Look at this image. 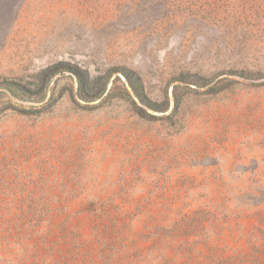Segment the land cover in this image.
Listing matches in <instances>:
<instances>
[{"label":"rangeland","instance_id":"374dc122","mask_svg":"<svg viewBox=\"0 0 264 264\" xmlns=\"http://www.w3.org/2000/svg\"><path fill=\"white\" fill-rule=\"evenodd\" d=\"M0 264H264V0H0Z\"/></svg>","mask_w":264,"mask_h":264},{"label":"trees","instance_id":"16d2710c","mask_svg":"<svg viewBox=\"0 0 264 264\" xmlns=\"http://www.w3.org/2000/svg\"><path fill=\"white\" fill-rule=\"evenodd\" d=\"M124 77L134 97L137 99L138 102H140L144 106V109L147 110L148 108H150L152 110H157V111L166 110L167 106L160 107L154 101H152L150 98L147 97V95L144 92L142 84L135 85L131 81L128 75L124 74ZM176 106H177V103H176Z\"/></svg>","mask_w":264,"mask_h":264}]
</instances>
